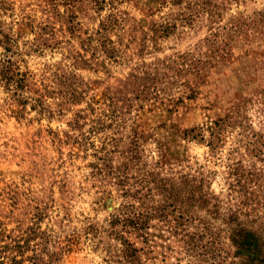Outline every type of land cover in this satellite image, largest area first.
I'll return each mask as SVG.
<instances>
[{
  "label": "rangeland",
  "instance_id": "rangeland-1",
  "mask_svg": "<svg viewBox=\"0 0 264 264\" xmlns=\"http://www.w3.org/2000/svg\"><path fill=\"white\" fill-rule=\"evenodd\" d=\"M225 7L184 25L168 0H0V72L12 78L0 80L1 263L17 245L20 264H116L108 224L122 192L108 174L134 129L140 168L165 154L163 175L204 172L222 209L263 215L264 42L228 22L264 0ZM151 225L163 233L154 263L186 264Z\"/></svg>",
  "mask_w": 264,
  "mask_h": 264
},
{
  "label": "trees",
  "instance_id": "trees-1",
  "mask_svg": "<svg viewBox=\"0 0 264 264\" xmlns=\"http://www.w3.org/2000/svg\"><path fill=\"white\" fill-rule=\"evenodd\" d=\"M168 1L177 7L180 23L192 25L201 15H206L210 22L219 20L226 4L239 0ZM228 24L232 33L247 35L249 30H255L264 42V10L252 16L239 13ZM162 28L163 34L168 33L175 28V22L169 19ZM256 69L263 71L264 61H257ZM0 80L9 86L12 78L0 72ZM141 93L146 94L145 91ZM220 127L218 122H213L209 128V146L212 147L213 140H219ZM184 134L185 138L203 140L196 129ZM142 135L134 129L125 137V148L120 152L121 164L108 174L117 181L115 185L122 192V202L108 224L117 242L112 254L107 251L111 254L109 257L116 264H155L151 256L154 239L163 238V233L160 236L151 233L154 229L151 222L157 220L158 230L181 244L186 264H264V213L250 215L248 209H222L219 197L210 191L204 172L163 175L161 170L170 161L165 154L159 153L152 169L140 168ZM130 172H133L132 177L128 176ZM262 208L264 212V205ZM5 249L17 251L21 247L6 245ZM11 251L5 259L10 264H20Z\"/></svg>",
  "mask_w": 264,
  "mask_h": 264
}]
</instances>
